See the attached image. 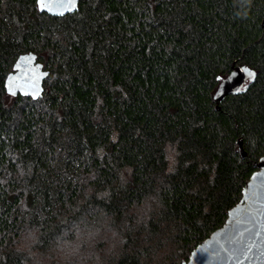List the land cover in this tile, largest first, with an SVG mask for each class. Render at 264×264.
I'll list each match as a JSON object with an SVG mask.
<instances>
[{"label": "trees", "instance_id": "obj_1", "mask_svg": "<svg viewBox=\"0 0 264 264\" xmlns=\"http://www.w3.org/2000/svg\"><path fill=\"white\" fill-rule=\"evenodd\" d=\"M263 19L264 0H0V264L187 261L264 155ZM26 52L36 99L4 87ZM232 64L252 76L216 102Z\"/></svg>", "mask_w": 264, "mask_h": 264}, {"label": "water", "instance_id": "obj_2", "mask_svg": "<svg viewBox=\"0 0 264 264\" xmlns=\"http://www.w3.org/2000/svg\"><path fill=\"white\" fill-rule=\"evenodd\" d=\"M77 5L78 0H42L37 8L61 16L74 12ZM252 73L245 65L232 64L230 73L214 93L216 102L228 94L238 93ZM47 74L48 70L36 61L33 52L22 53L5 77V91L12 96L20 94L36 99L43 92L42 82ZM237 143L244 157L241 138ZM256 164L258 169L245 183L240 201L229 210L224 224L198 244L181 264H264V155Z\"/></svg>", "mask_w": 264, "mask_h": 264}, {"label": "snow or ice", "instance_id": "obj_3", "mask_svg": "<svg viewBox=\"0 0 264 264\" xmlns=\"http://www.w3.org/2000/svg\"><path fill=\"white\" fill-rule=\"evenodd\" d=\"M41 2H42V0H37V4H38V6L41 5Z\"/></svg>", "mask_w": 264, "mask_h": 264}]
</instances>
